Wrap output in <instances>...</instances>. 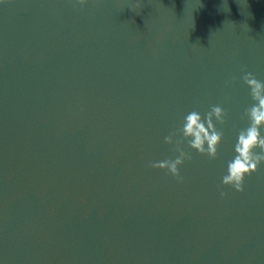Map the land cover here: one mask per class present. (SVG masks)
Segmentation results:
<instances>
[{
  "label": "water",
  "instance_id": "1",
  "mask_svg": "<svg viewBox=\"0 0 264 264\" xmlns=\"http://www.w3.org/2000/svg\"><path fill=\"white\" fill-rule=\"evenodd\" d=\"M246 72L264 82V0L227 3L221 104L227 115L221 124L220 264H264V163L245 177L243 192L222 182L228 162L236 155L239 131L249 124L244 112L254 103L243 81Z\"/></svg>",
  "mask_w": 264,
  "mask_h": 264
},
{
  "label": "clouds",
  "instance_id": "2",
  "mask_svg": "<svg viewBox=\"0 0 264 264\" xmlns=\"http://www.w3.org/2000/svg\"><path fill=\"white\" fill-rule=\"evenodd\" d=\"M79 3L84 5L87 0H79ZM243 81L250 89L254 103L244 112L249 124L239 131L238 142L235 144L236 155L228 162L227 174L222 179L224 185L232 186L239 192L244 191L245 177L256 172L264 163V134H262V129H264V82L258 80L250 72H246ZM226 115L224 109L216 105L206 113V117H202L195 110L189 112L184 117L182 126L165 137L167 144H176V151L179 152V155L174 159L153 162L151 166L168 171L182 182L180 167L186 160L191 159L190 153L180 146L184 141H187L191 149L207 155L211 159H216L224 134L217 129L215 122L223 124ZM176 136H181L183 140H175Z\"/></svg>",
  "mask_w": 264,
  "mask_h": 264
}]
</instances>
